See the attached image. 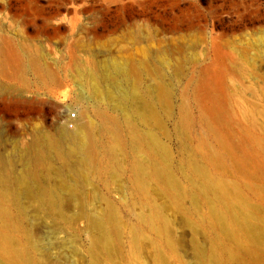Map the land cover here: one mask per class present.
Returning a JSON list of instances; mask_svg holds the SVG:
<instances>
[{
    "label": "rangeland",
    "instance_id": "374dc122",
    "mask_svg": "<svg viewBox=\"0 0 264 264\" xmlns=\"http://www.w3.org/2000/svg\"><path fill=\"white\" fill-rule=\"evenodd\" d=\"M0 264H264V0H0Z\"/></svg>",
    "mask_w": 264,
    "mask_h": 264
},
{
    "label": "built area",
    "instance_id": "2783aa9c",
    "mask_svg": "<svg viewBox=\"0 0 264 264\" xmlns=\"http://www.w3.org/2000/svg\"><path fill=\"white\" fill-rule=\"evenodd\" d=\"M74 117H75V113H74V112H71V113L69 114V116H68V120H69V121H72V120L74 119Z\"/></svg>",
    "mask_w": 264,
    "mask_h": 264
},
{
    "label": "bare ground",
    "instance_id": "6f19581e",
    "mask_svg": "<svg viewBox=\"0 0 264 264\" xmlns=\"http://www.w3.org/2000/svg\"><path fill=\"white\" fill-rule=\"evenodd\" d=\"M62 133H63L64 136H68L69 135V132L66 131V130H62Z\"/></svg>",
    "mask_w": 264,
    "mask_h": 264
}]
</instances>
